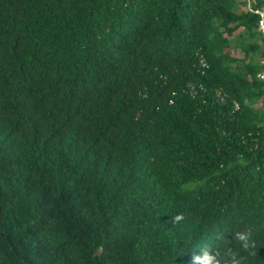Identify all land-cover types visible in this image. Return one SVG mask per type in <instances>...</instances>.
Here are the masks:
<instances>
[{
    "label": "trees",
    "instance_id": "obj_1",
    "mask_svg": "<svg viewBox=\"0 0 264 264\" xmlns=\"http://www.w3.org/2000/svg\"><path fill=\"white\" fill-rule=\"evenodd\" d=\"M239 4L0 0V264H264V40Z\"/></svg>",
    "mask_w": 264,
    "mask_h": 264
},
{
    "label": "clouds",
    "instance_id": "obj_2",
    "mask_svg": "<svg viewBox=\"0 0 264 264\" xmlns=\"http://www.w3.org/2000/svg\"><path fill=\"white\" fill-rule=\"evenodd\" d=\"M180 219H182V217H180V216L176 217L177 221H179ZM235 240H238L240 242V244L241 243L244 244V249H243L244 251L250 252L251 248L249 247V245H250L251 241H250V234L249 233H247V232L237 233ZM229 245H230V242L228 241L225 244V249L227 251H231ZM254 247L255 246L253 245L252 248H254ZM217 255H220V253H217ZM236 255H238V252L233 254V262H234V264H240V262L236 261V259H235ZM195 260H196V264H220V261L217 259V257L211 255V253L208 251H205L203 256H197L195 258Z\"/></svg>",
    "mask_w": 264,
    "mask_h": 264
},
{
    "label": "built area",
    "instance_id": "obj_3",
    "mask_svg": "<svg viewBox=\"0 0 264 264\" xmlns=\"http://www.w3.org/2000/svg\"><path fill=\"white\" fill-rule=\"evenodd\" d=\"M247 3H249V6L247 7V11L250 13L257 14L259 16L258 24H257V30L260 32L262 39L264 40V11L263 10H253L252 5L250 3V0H246ZM262 66V69L257 74V78L264 82V62L260 63Z\"/></svg>",
    "mask_w": 264,
    "mask_h": 264
},
{
    "label": "rangeland",
    "instance_id": "obj_4",
    "mask_svg": "<svg viewBox=\"0 0 264 264\" xmlns=\"http://www.w3.org/2000/svg\"><path fill=\"white\" fill-rule=\"evenodd\" d=\"M241 2H245V4H239V6H238L239 10H240V11H241V10H245V11H246V10H247V7L249 6V3H247L246 0H241ZM250 3H251V5H253V4H254V1L250 0ZM239 33H240V31L237 32V33L234 35V37H237V36L239 35ZM230 53H233V55L236 56V57H240V53H237V50L234 51V49H231V50H230ZM261 62H264V60H260V61H259V63H261Z\"/></svg>",
    "mask_w": 264,
    "mask_h": 264
}]
</instances>
